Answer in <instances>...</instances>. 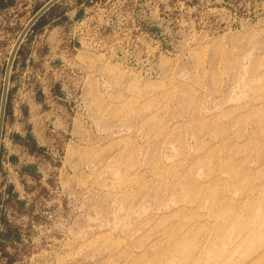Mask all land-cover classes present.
Masks as SVG:
<instances>
[{"label": "rangeland", "instance_id": "obj_1", "mask_svg": "<svg viewBox=\"0 0 264 264\" xmlns=\"http://www.w3.org/2000/svg\"><path fill=\"white\" fill-rule=\"evenodd\" d=\"M47 1L0 9V96ZM82 29L71 142L0 193V264H264V0H107Z\"/></svg>", "mask_w": 264, "mask_h": 264}, {"label": "crops", "instance_id": "obj_2", "mask_svg": "<svg viewBox=\"0 0 264 264\" xmlns=\"http://www.w3.org/2000/svg\"><path fill=\"white\" fill-rule=\"evenodd\" d=\"M106 1L85 4L84 0H59L55 4L63 6V11L47 16L44 23L35 26L55 4L52 5L18 48L10 77L0 154V183L6 170L2 159L9 157L12 168L19 171L9 185L18 198L25 192V179L33 177L24 166L46 161L44 152L31 150V144L44 149L71 142L72 110L76 105L65 76L74 74L73 83H78L81 76L74 70L81 67L80 52L85 54L87 50L81 34L83 23L89 20L96 4Z\"/></svg>", "mask_w": 264, "mask_h": 264}, {"label": "water", "instance_id": "obj_3", "mask_svg": "<svg viewBox=\"0 0 264 264\" xmlns=\"http://www.w3.org/2000/svg\"><path fill=\"white\" fill-rule=\"evenodd\" d=\"M58 1L59 0H48L31 16V18L28 20V22L23 27L21 32L18 34L16 41L10 51L5 67L2 95L0 101V151H1V141H2L5 115H6V106H7L8 94H9L10 77H11V72L13 69L16 53L24 37L27 35L28 31L31 29L34 23L40 18L42 14H44L52 5H54Z\"/></svg>", "mask_w": 264, "mask_h": 264}, {"label": "trees", "instance_id": "obj_4", "mask_svg": "<svg viewBox=\"0 0 264 264\" xmlns=\"http://www.w3.org/2000/svg\"><path fill=\"white\" fill-rule=\"evenodd\" d=\"M13 0H0V9H3L5 7H7L10 3H12ZM85 1V4H91L93 1L95 0H84ZM44 5L41 4L39 6L36 7V9L34 10L35 12L42 6ZM64 7L61 6L60 4H55L54 6H52L37 22V24H35V26L37 25H40L42 23H44V21H46V17L49 16V18L54 14V13H59L60 11H63ZM9 98H10V93L8 94V100H7V107H6V113L8 112V105H9ZM31 150L33 151H39L41 150V148L37 147L36 145H32L31 144ZM24 170L31 173L32 170H31V166H26L24 167ZM9 193L11 195H13L12 191H11V187H9ZM8 234L5 233L3 234V238H6ZM5 236V237H4ZM1 234H0V242H1V239H3Z\"/></svg>", "mask_w": 264, "mask_h": 264}, {"label": "built area", "instance_id": "obj_5", "mask_svg": "<svg viewBox=\"0 0 264 264\" xmlns=\"http://www.w3.org/2000/svg\"><path fill=\"white\" fill-rule=\"evenodd\" d=\"M2 164L4 167H6V170L4 172V181L2 183H0V193L2 195L3 201L6 197L9 196V185L10 183L13 182V177L14 176H19V171L17 169H13L12 168V164L9 160V157H7L6 159H2ZM4 206L7 207V205H3V203H0V208H3ZM1 225V223H0Z\"/></svg>", "mask_w": 264, "mask_h": 264}]
</instances>
